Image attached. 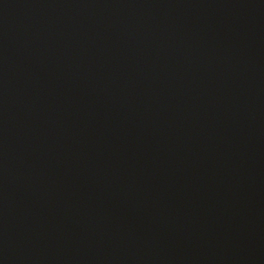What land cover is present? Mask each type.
Returning a JSON list of instances; mask_svg holds the SVG:
<instances>
[{"label": "water", "instance_id": "water-1", "mask_svg": "<svg viewBox=\"0 0 264 264\" xmlns=\"http://www.w3.org/2000/svg\"><path fill=\"white\" fill-rule=\"evenodd\" d=\"M0 264H264V0H0Z\"/></svg>", "mask_w": 264, "mask_h": 264}]
</instances>
